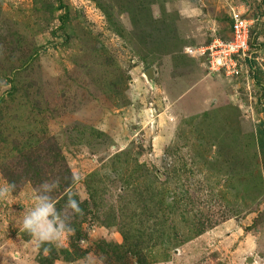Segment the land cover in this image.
<instances>
[{"label":"rangeland","instance_id":"rangeland-1","mask_svg":"<svg viewBox=\"0 0 264 264\" xmlns=\"http://www.w3.org/2000/svg\"><path fill=\"white\" fill-rule=\"evenodd\" d=\"M231 8L249 49L239 76L210 75L185 49L229 39ZM65 169L82 214L69 243L38 242L23 215L56 178L64 208ZM12 182L0 264H134L122 234L143 264H264V0H0Z\"/></svg>","mask_w":264,"mask_h":264},{"label":"clouds","instance_id":"clouds-1","mask_svg":"<svg viewBox=\"0 0 264 264\" xmlns=\"http://www.w3.org/2000/svg\"><path fill=\"white\" fill-rule=\"evenodd\" d=\"M74 181L78 179L73 178ZM59 178L45 180L37 189L35 205L23 215L22 229L30 234L36 241L63 246L69 243V238L74 234L71 227L70 213L82 214L79 202L74 198L72 188L65 189L67 201L63 209H57L52 193L58 187ZM15 184H6L0 187V199L8 196ZM49 249H45V254ZM56 264H60L59 261Z\"/></svg>","mask_w":264,"mask_h":264},{"label":"built area","instance_id":"built-area-1","mask_svg":"<svg viewBox=\"0 0 264 264\" xmlns=\"http://www.w3.org/2000/svg\"><path fill=\"white\" fill-rule=\"evenodd\" d=\"M229 39L215 38L203 47H188L185 53L200 57L210 75L234 77L241 74L240 59L249 49L250 21L241 9L231 8L229 12Z\"/></svg>","mask_w":264,"mask_h":264},{"label":"trees","instance_id":"trees-1","mask_svg":"<svg viewBox=\"0 0 264 264\" xmlns=\"http://www.w3.org/2000/svg\"><path fill=\"white\" fill-rule=\"evenodd\" d=\"M51 147H52V150L48 153V157H50V158H51V156H50L51 153L54 152V150H56V148L54 147V145L53 146L51 145ZM25 172L27 173V170ZM62 174L65 175V178H63V181H62V183H63L62 186L64 188L70 187L72 185V182H73V179H72L71 174L66 169L62 172ZM12 184H13V182H12ZM122 237H123V240H124V246H123V251L124 252L122 253L121 256L124 257V259L126 260L127 259V256L129 255L132 258L134 257L136 259V261H134V264H143L144 258L141 257V255L138 254V253H135L134 254L133 253L134 252L133 249L130 248V247H135V246L134 245L132 246L131 244L129 246V244L127 243L128 242V238H127V236L125 234H122Z\"/></svg>","mask_w":264,"mask_h":264}]
</instances>
